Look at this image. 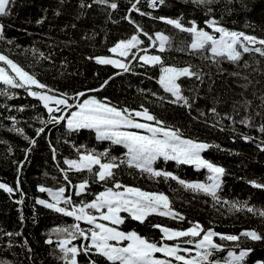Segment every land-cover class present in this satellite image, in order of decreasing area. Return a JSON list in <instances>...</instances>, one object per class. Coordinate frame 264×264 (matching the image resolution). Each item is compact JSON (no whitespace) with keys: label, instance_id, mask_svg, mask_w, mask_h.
I'll return each mask as SVG.
<instances>
[{"label":"trees","instance_id":"trees-1","mask_svg":"<svg viewBox=\"0 0 264 264\" xmlns=\"http://www.w3.org/2000/svg\"><path fill=\"white\" fill-rule=\"evenodd\" d=\"M111 2L113 0L107 4L83 0L82 6L81 0H10L8 14H0V24L3 25L0 52L29 73H35L42 83L56 89L55 94H93L99 99L107 97L113 105L122 108L139 109L143 104L159 119L181 129L184 135L213 145L202 150V156L225 169L218 189L220 203H215L203 192L185 188L171 178L151 177L146 172L121 164L115 174L123 184L164 192L171 206L186 217L184 221H177L151 214L146 218L147 222L140 223L122 212L125 222L120 226L121 230L135 229L159 242L161 233L152 227L156 223L188 227L189 221H198L204 229L211 227L215 232L233 235L244 229H253L262 239L239 238L240 247L252 250L243 264L264 261V217L247 209L230 212L223 203L224 200L242 201L257 210L264 209V188L248 183L255 180L264 184V148L259 147L264 143V131H261L264 127V56L251 51L242 52L235 62L226 58L216 62L205 59L211 54L187 47L191 43L190 33L155 18L162 15L181 17L186 26H190V20H195L199 27L212 31L204 24L211 17L230 30L264 38V0H210L206 5L193 3V0H164L156 8H150L147 0H114L118 5L115 9L110 7ZM133 3L138 4L141 12H151L152 15H142L135 10L129 12ZM126 16L153 35V40L154 33L158 31L170 38V47L166 46L162 52L156 47L148 48L149 53L160 55L166 64L191 66L190 70L198 74L177 79L181 94L188 97L189 106H184L183 102H169L175 98L158 83L160 65H145L138 59L140 53L132 60L129 71L97 64L91 58L99 54L119 57L108 49L118 39L129 38L136 30L135 24L125 19ZM139 34L143 38L139 47L144 49L149 40L142 32ZM249 46L264 47L258 41ZM105 80L108 83L99 88ZM92 89L97 90L85 91ZM70 103L74 102L70 100ZM37 115L47 120L48 113L38 99L27 95L24 88L0 82V182L14 189L19 183V188L12 193L0 189V262L9 264H65L64 254L56 247L59 234L52 229L76 221L37 204L36 197L51 198L47 192L39 191L37 185L52 189L62 185L69 188L60 169H69L67 175L72 184L85 177L94 181L87 170L76 171L64 163L65 158L78 160V149L103 152L107 148L109 155L117 158L126 151L123 145L97 139L93 129L68 130L64 122L41 124L40 120L33 119ZM9 116L16 118L15 127L23 129L27 136L35 137L36 142L27 158L24 149L29 147V143L23 135L12 130ZM245 118L248 124L241 123ZM38 127H43L44 131L36 136ZM244 136L251 139L245 140ZM20 161L24 163L21 165ZM153 164L155 168L172 171L184 180L205 178L207 172L192 165L165 161L162 157ZM102 189V184L90 182L79 196L74 189L65 194L76 202L88 201L93 199V193ZM20 193L24 194L23 201L17 203L21 200ZM78 223L83 228L89 226L84 221ZM213 238L229 247L237 243ZM48 240L51 242H46ZM82 242V238L77 237L68 246L75 244L79 248ZM225 255L226 251L221 249L212 259L223 260ZM90 259L96 264H106L105 259L94 251L87 255L83 250L78 251L77 264H89Z\"/></svg>","mask_w":264,"mask_h":264},{"label":"snow or ice","instance_id":"snow-or-ice-1","mask_svg":"<svg viewBox=\"0 0 264 264\" xmlns=\"http://www.w3.org/2000/svg\"><path fill=\"white\" fill-rule=\"evenodd\" d=\"M95 2L107 4L109 0H95ZM163 3L164 0H147L150 8L159 7ZM193 3L206 5L210 3V0H193ZM9 4L10 0H0V14H8L7 6ZM81 5L83 6V0H81ZM110 7L115 9L118 5L113 0ZM133 10L141 12L137 3H133L128 9L129 12ZM208 11L211 12V8ZM141 14L152 15L151 12H141ZM155 18L190 33L191 43L187 47L194 51L201 50L210 53L211 55L206 56L205 59L210 58L216 62L218 59L226 58L235 62L241 57L242 52L251 51L264 56V47L253 48L249 46L256 44L257 41L264 46V38L230 30L215 18L210 17L204 21V24L212 31L199 27L195 20H190L188 22L190 26H186L181 22V17L171 18L162 15ZM125 19L135 24V32L127 39H118L108 51L118 54L119 57H131L132 59H117L108 55L91 58L101 64L114 65L123 71H129V66L132 64V60L137 57V53L143 52L138 57L139 61H142L145 65H160L158 83L166 93H170L175 98L169 102L173 104L183 102L184 106H189L188 97L181 94V85L177 83V79L181 76L193 77L198 76V74L190 70L191 66L177 67L166 64L160 55L148 54V48L156 47L162 52L166 46L170 47V38L158 31L154 33L155 40H153V35L145 32L130 16H126ZM39 22L37 21V23ZM2 30L3 25L0 24V38H3ZM141 32L149 40L147 47L144 49L138 47L142 42L137 33ZM40 55H43V53ZM0 62H2L0 63V82L16 88H24L27 95L38 98L40 104L48 113L47 120L39 115L33 117V119L40 120L41 124L64 122L68 130L94 129L97 139L110 140L114 144L123 145L126 149L120 158L110 156L107 148L103 152L87 149L80 151L78 149L79 159L65 158L64 163L70 169L76 171L87 170L94 177V181H90L88 177H85L82 181L72 184L67 175L69 169H60L64 180L70 185L69 188L66 189L62 185L59 188L52 189L37 185L39 191L47 192L51 197V202L36 197L37 204L72 217L76 221V223L52 229V232L59 234L56 247L64 254L65 264H77L76 256L80 250H83L85 255L90 251H94L95 254L105 259L106 264H243L246 255L252 250L240 247L239 238L262 239L261 235L253 229H244L238 235H233L215 232L211 227L204 229L198 221H189L188 227H169L159 223L153 224L152 227L159 229L161 233L159 242L139 234L135 229L121 230L120 226L125 222V217L121 215L122 212L127 213L131 219L140 223L147 222L146 218L151 214L177 221L186 219L183 213L176 211L171 206L169 197L164 192L146 191L138 186L123 184L115 174V170L121 164L134 167L140 170L141 173L146 172L151 177H163L165 180L171 178L185 188L203 192L210 196L215 203H220L221 197L218 194V189L221 184V174L225 169L204 158L201 154L202 150L213 145L184 135L181 129L159 119L143 104L140 105L139 109L122 108L113 105L107 97L98 99L94 95H89L87 98H83V92H73L71 95L67 92H60L57 95L55 94L56 89L42 83L37 79L35 73H29L3 52H0ZM107 83L108 80H105L99 85V88H104ZM9 94L14 95V93ZM152 95L156 96L157 94L152 93ZM165 98L159 97V99ZM70 100L74 103H70ZM212 111L215 110L212 109ZM137 118H144L151 121V123L141 122ZM8 119L12 121V130L23 135V138L29 143V147L24 149L27 158L31 146L36 142L35 137H29L23 133V129L15 127V117L9 116ZM241 123L248 124L249 121L245 118ZM128 129H137V131ZM43 131V127L36 128V136H39ZM261 131H264V127L261 128ZM243 139L249 140L251 137L244 136ZM259 147L264 148V143H261ZM80 148H83V146L81 145ZM160 157L165 161L172 160L177 164L192 165L196 169H206L205 181L184 180L172 171L155 168L153 163ZM55 158V149H53V159ZM23 163L24 161L19 162L21 165ZM93 166L98 167L94 168ZM90 182L103 185L101 191L93 193V199L91 200L76 202L70 195L65 194L74 189L76 195L79 196L85 192L86 186ZM248 183L264 188V184L257 183L255 180H249ZM18 188L19 183H17L16 189L6 183H0V189H4L9 193L16 191ZM20 195L21 200L17 203L23 201L24 194L20 193ZM223 203L228 206L230 212L247 209L253 214L264 217V209L257 210L248 205L247 202L224 200ZM21 220H23L22 215ZM79 221H84L89 226L83 228L78 223ZM8 235L12 234L9 233ZM77 237L82 238L83 241L79 248L75 244L68 246L69 242ZM213 237H219L221 241L226 240L237 243L229 247L217 243ZM166 240L172 242L167 243ZM46 242L50 243L51 241ZM234 248L239 250L235 251ZM221 249L226 251L223 260L212 259ZM155 253L163 255L158 256ZM69 254L71 259H69ZM0 264H9V262H0ZM89 264H96V261L90 259ZM254 264H264V261L257 260Z\"/></svg>","mask_w":264,"mask_h":264},{"label":"rangeland","instance_id":"rangeland-1","mask_svg":"<svg viewBox=\"0 0 264 264\" xmlns=\"http://www.w3.org/2000/svg\"><path fill=\"white\" fill-rule=\"evenodd\" d=\"M225 27V26H224ZM227 28V27H226ZM207 30V29H206ZM207 31H210V30H207ZM137 35H138V37H139V39L141 40V42H142V40H143V38H142V36L139 34V33H137ZM217 35H218V33H217ZM127 39V38H126ZM242 39V38H241ZM115 44V43H114ZM113 44V45H114ZM140 45H138V47H139ZM239 50V49H238ZM140 54H143V52H141ZM139 54V55H140ZM148 54H152V53H149L148 52ZM118 55V54H117ZM157 55V54H156ZM177 67H184V66H177ZM9 72H10V70H9ZM11 74V73H10ZM160 74V73H159ZM33 88H35V86H33ZM89 95H93V94H87V95H84L83 96V98H87ZM95 96V95H94ZM98 98V97H97ZM99 99V98H98ZM141 122H147V123H151L150 121H143V120H141ZM94 130V129H93ZM128 130H132V131H137V129H128ZM138 131H143V130H138ZM94 132H95V130H94ZM201 154H202V152H201ZM153 166H154V164H153ZM160 169V168H159ZM206 178V177H205ZM205 178H200V179H194V180H200V181H205ZM221 178V177H220ZM1 183V182H0ZM56 189V188H55ZM147 191V190H146ZM46 200H49L50 202H51V198L50 199H46ZM101 222H105V221H101ZM105 223H107V222H105ZM214 239V238H213ZM165 242H167V243H170V242H168L167 240L165 241ZM155 255H158V256H162L163 254H160V253H155ZM254 264V263H253Z\"/></svg>","mask_w":264,"mask_h":264},{"label":"water","instance_id":"water-1","mask_svg":"<svg viewBox=\"0 0 264 264\" xmlns=\"http://www.w3.org/2000/svg\"><path fill=\"white\" fill-rule=\"evenodd\" d=\"M99 55H101V54H99ZM99 55H96V56H99ZM108 56H114V58L121 59V58H119V57H117V56H115V55H109V54H108ZM94 61H95L97 64H101V63L97 62L96 60H94ZM101 65H108V64H101ZM110 66H112V67L115 68L116 70H121V69L117 68V67L114 66V65H110ZM57 95H58V94H57ZM36 99H38V98H36ZM138 119L143 120V121H147V120H145L144 118H138Z\"/></svg>","mask_w":264,"mask_h":264}]
</instances>
